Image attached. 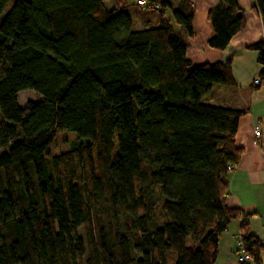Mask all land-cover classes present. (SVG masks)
Wrapping results in <instances>:
<instances>
[{
    "label": "trees",
    "instance_id": "16d2710c",
    "mask_svg": "<svg viewBox=\"0 0 264 264\" xmlns=\"http://www.w3.org/2000/svg\"><path fill=\"white\" fill-rule=\"evenodd\" d=\"M108 1L16 0L0 23V264H215L241 215L227 198L248 111L206 102L235 86L231 62L189 61L188 0ZM208 20L217 51L246 26L237 0ZM249 49L264 68V42ZM28 90L42 99L21 107ZM239 242L262 264L244 218Z\"/></svg>",
    "mask_w": 264,
    "mask_h": 264
},
{
    "label": "crops",
    "instance_id": "0c3cea01",
    "mask_svg": "<svg viewBox=\"0 0 264 264\" xmlns=\"http://www.w3.org/2000/svg\"><path fill=\"white\" fill-rule=\"evenodd\" d=\"M195 9L193 21L194 36L188 40L187 57L194 66L231 62L234 87L214 86L206 102L218 107L248 111L238 125L236 145L243 150L239 165L230 179V194L227 207L241 212L233 220L219 240L218 258L215 264H238V243L243 218L247 220L250 232L260 242L264 239V68L258 63V53L249 48L264 42V24L254 11V0H237L244 11L246 26L237 34L224 51L213 50L208 42L214 37L208 14L219 0H188ZM115 8L114 0L105 4ZM157 20L146 16L136 21L137 29L155 26ZM256 79L262 80L260 87H254ZM262 132L259 147L252 145L254 130ZM263 245V244H262ZM264 264V245L261 256Z\"/></svg>",
    "mask_w": 264,
    "mask_h": 264
},
{
    "label": "built area",
    "instance_id": "2783aa9c",
    "mask_svg": "<svg viewBox=\"0 0 264 264\" xmlns=\"http://www.w3.org/2000/svg\"><path fill=\"white\" fill-rule=\"evenodd\" d=\"M140 6L144 7L146 6V4L144 2H139L138 3ZM148 10H154V9H158V6H149L147 7ZM262 85V80L261 79H256L254 81V87H260ZM261 136H262V132L261 129L259 127H256L254 130V137L252 140V145L254 147H259L260 146V142H261ZM262 244L264 245V239L262 241ZM237 262L238 264H252V259L250 256H248L245 253L244 248L242 247L241 243H238V253H237Z\"/></svg>",
    "mask_w": 264,
    "mask_h": 264
},
{
    "label": "rangeland",
    "instance_id": "374dc122",
    "mask_svg": "<svg viewBox=\"0 0 264 264\" xmlns=\"http://www.w3.org/2000/svg\"><path fill=\"white\" fill-rule=\"evenodd\" d=\"M16 0H12V2L8 5L7 9L5 10L4 14L2 15L1 19H0V23L2 22V20L4 19V17L7 15V13L11 10L14 2ZM42 99V97L36 93L35 91H23L21 93L18 94V103L21 107H25L27 105V103L29 102H38ZM2 152V151H0Z\"/></svg>",
    "mask_w": 264,
    "mask_h": 264
}]
</instances>
